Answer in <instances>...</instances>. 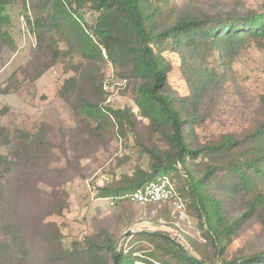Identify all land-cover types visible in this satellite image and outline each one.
Masks as SVG:
<instances>
[{
  "label": "trees",
  "instance_id": "16d2710c",
  "mask_svg": "<svg viewBox=\"0 0 264 264\" xmlns=\"http://www.w3.org/2000/svg\"><path fill=\"white\" fill-rule=\"evenodd\" d=\"M10 1L0 0V5ZM21 2L24 9L27 3L31 7L27 22L40 53L32 79L56 64L70 73L58 90L73 115L69 137L81 136L100 146L130 134L148 156L146 168L135 164L130 172L98 186L97 196L119 208L117 213H127L137 203L125 194L166 177L183 208L175 210L169 200L145 203L157 212L155 224L160 225L162 217L165 225L176 228L177 214L183 213L195 220V230L183 234L188 246L161 229L130 233L120 245L118 264H264V246L250 243L231 249L249 220L264 230V105L240 133L225 131L201 139L197 130L203 123L202 107L225 82L226 68L249 45L264 46V4L258 9L205 12L195 0H188L184 8L174 0ZM87 12L94 15L90 23L84 17ZM11 42L9 34L0 31V44ZM169 53L179 58L190 88L187 95L170 86ZM107 63L114 78L128 86L137 113L129 106L113 108L105 102ZM138 115L148 123L138 121ZM50 129L43 122L34 129L18 128L14 142L0 125V145L13 147L12 158L0 151V264H21L34 256L36 264H113L118 234L110 227L66 245L60 224L44 221L47 216H62L67 208L63 190L41 189L32 218L21 220L14 209L26 174L44 166L51 156L55 143ZM10 165L16 166V177L23 182L17 183L12 173L4 174ZM125 213L114 214L121 225ZM161 234L172 236L189 254ZM234 260L239 261L229 263Z\"/></svg>",
  "mask_w": 264,
  "mask_h": 264
},
{
  "label": "rangeland",
  "instance_id": "374dc122",
  "mask_svg": "<svg viewBox=\"0 0 264 264\" xmlns=\"http://www.w3.org/2000/svg\"><path fill=\"white\" fill-rule=\"evenodd\" d=\"M174 1L180 8L188 6V0ZM195 3L199 10L220 12L233 7L262 8L264 0H195ZM26 5L27 8L24 9L21 0H11L0 5V16L4 17L0 31L8 33L12 41L10 44H0V88L4 89L0 93V125L6 128L8 140L16 142L18 128L34 129L36 123L43 122L50 126L48 135L55 146L44 166L38 165L34 173L31 170L26 174L27 183L17 179L16 166L10 165L4 170L5 175L12 173L18 180L17 183L23 182L24 190L14 206L17 215L21 220L32 218L36 212V196L41 189H59L66 192L68 206L63 210L62 216H47L44 221L56 220L60 224L66 245L71 240L108 226L118 234L117 239L128 229H161L188 246L183 234L195 230L194 218L184 213L177 214L178 227L175 228L165 225L164 219L159 217L158 222L161 224L157 225L155 217L158 215L154 207L151 206L150 210L144 204H132L127 208L130 209L127 213L119 212L125 213L121 225L119 219L114 217V214H119L116 210L120 209L109 206L106 200L97 196L98 186L130 172L135 164L146 168L148 156L141 152L130 134L127 137H116L100 146L88 143L81 136L69 137V130L74 125L73 115L70 106L58 96V90L63 79L70 73H65L62 65L56 64L46 69L38 78L32 79L39 67L40 53L36 37L27 22L31 7L29 3ZM93 16L87 12L84 17L90 23ZM169 54L173 58V68L168 74L170 86L178 94L187 95L190 88L181 73L179 58L176 54ZM223 68V65L217 67L219 71ZM226 71V80L218 84L216 96L202 107L203 123L197 129L201 139L220 132L240 133L246 130L254 118V112L264 105V46L259 48L249 45ZM103 89L105 102L113 108L129 106L137 113L128 86L114 78L110 63L105 67ZM137 119L143 124L148 123L147 119L139 115ZM12 149L11 143L0 145L1 153L9 158H12ZM117 158H120L119 162ZM1 207L2 205L0 211ZM174 209L181 211L182 208ZM126 222L129 223L128 226ZM2 228L0 227V231H3ZM250 243L264 246V230L255 220H249L245 224L231 249ZM21 264H36V257H30Z\"/></svg>",
  "mask_w": 264,
  "mask_h": 264
},
{
  "label": "built area",
  "instance_id": "2783aa9c",
  "mask_svg": "<svg viewBox=\"0 0 264 264\" xmlns=\"http://www.w3.org/2000/svg\"><path fill=\"white\" fill-rule=\"evenodd\" d=\"M123 197H127L130 201L137 204L169 200L175 207L183 208L182 200L176 194L173 184L166 177L150 182L125 194Z\"/></svg>",
  "mask_w": 264,
  "mask_h": 264
},
{
  "label": "water",
  "instance_id": "95a60500",
  "mask_svg": "<svg viewBox=\"0 0 264 264\" xmlns=\"http://www.w3.org/2000/svg\"><path fill=\"white\" fill-rule=\"evenodd\" d=\"M136 230H133V229H128L126 230L120 237L119 239L117 240V243H116V248L114 250V255H113V264H118V255H119V249H120V244H121V241L127 236L129 235L130 233L134 232ZM152 233V232H151ZM162 236H164L165 238H167L169 241H171L173 244H175L176 246H178L184 253L186 254H189V252L186 250V248H184V246L178 242L176 239H174L172 236H168L166 234H161ZM239 260H234V261H231L229 263H234V262H238Z\"/></svg>",
  "mask_w": 264,
  "mask_h": 264
}]
</instances>
